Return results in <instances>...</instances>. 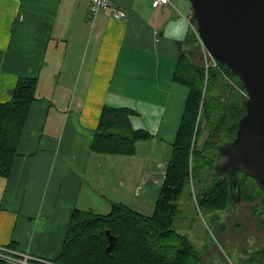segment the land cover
I'll list each match as a JSON object with an SVG mask.
<instances>
[{
	"label": "crops",
	"instance_id": "0c3cea01",
	"mask_svg": "<svg viewBox=\"0 0 264 264\" xmlns=\"http://www.w3.org/2000/svg\"><path fill=\"white\" fill-rule=\"evenodd\" d=\"M90 2L0 0V101L20 76L38 78L12 174H0V243L47 258L74 208L156 203L190 90L174 79L181 46L193 47L186 0H113L127 16L107 10L94 25ZM104 105L134 109L153 137L134 155L92 151Z\"/></svg>",
	"mask_w": 264,
	"mask_h": 264
},
{
	"label": "trees",
	"instance_id": "16d2710c",
	"mask_svg": "<svg viewBox=\"0 0 264 264\" xmlns=\"http://www.w3.org/2000/svg\"><path fill=\"white\" fill-rule=\"evenodd\" d=\"M193 21L196 23L195 16ZM184 41L196 49L181 46L174 79L190 90L153 214H144L114 200L108 213L74 208L63 246L53 258L60 264H210L185 234L174 229L177 200L194 176L197 161L200 168L210 171L213 177L212 184L201 192L198 203L208 211L225 210L232 203L230 183L215 173L213 165L219 144L236 135L238 120L246 111L247 96L243 93L242 81L226 65L218 61L216 66L206 70L201 63V52L197 55L199 43L194 32ZM226 75L233 79V84ZM37 86L36 76H20L11 98L0 101V174L6 178L12 174L19 156ZM135 113L130 107L104 105L91 150L134 155L139 141L153 137L150 131L133 126L131 117ZM203 115L208 133L199 143ZM240 176L241 196L247 202L262 197L261 208L257 203L252 210L264 215V191L251 176L245 173ZM107 230L116 238L110 252L107 251ZM245 262L264 264V246Z\"/></svg>",
	"mask_w": 264,
	"mask_h": 264
},
{
	"label": "water",
	"instance_id": "95a60500",
	"mask_svg": "<svg viewBox=\"0 0 264 264\" xmlns=\"http://www.w3.org/2000/svg\"><path fill=\"white\" fill-rule=\"evenodd\" d=\"M200 38L212 56L242 81L245 113L235 137L218 146L213 169L241 196V176H251L264 191V0H189ZM112 251L115 236L107 230Z\"/></svg>",
	"mask_w": 264,
	"mask_h": 264
},
{
	"label": "rangeland",
	"instance_id": "374dc122",
	"mask_svg": "<svg viewBox=\"0 0 264 264\" xmlns=\"http://www.w3.org/2000/svg\"><path fill=\"white\" fill-rule=\"evenodd\" d=\"M186 2L192 7L189 0H186ZM198 43L197 55L201 52V63L204 67H206L207 63L209 65L208 69L216 66L218 61L209 53L205 59L202 58L204 46L199 38ZM193 48L196 49L194 46ZM226 78L233 84L234 81L231 77L226 75ZM200 129L199 143L205 139L208 133L204 115ZM194 165V176L185 184L182 194L177 200L178 213L173 224L174 229L179 233L185 234L194 244L197 251L204 257L206 256L208 261L213 262V264H245L247 258L243 248L247 246L253 251L257 247V244L252 242L254 238L246 235V229L248 228L251 233L256 232V235L261 234L264 238V229H261L263 224L262 226L258 224L262 214L254 212L253 208L250 207L251 204L258 200L256 199L251 204H247L243 198L239 208L238 204L230 203L225 210L208 211L203 205L198 203V198L201 192L212 184L213 177L210 175V171L200 168V164L197 161L194 162ZM154 201L156 202V199ZM95 202L97 205H94ZM242 203L244 204L242 205ZM131 204L135 208H137V205L140 206L142 208V210L139 209L141 212L151 215L154 212L156 203L152 201L150 203L135 202ZM90 206H93V210L101 212V208H98L100 205L97 200ZM143 207H146L145 210ZM248 241H250L251 245Z\"/></svg>",
	"mask_w": 264,
	"mask_h": 264
},
{
	"label": "built area",
	"instance_id": "2783aa9c",
	"mask_svg": "<svg viewBox=\"0 0 264 264\" xmlns=\"http://www.w3.org/2000/svg\"><path fill=\"white\" fill-rule=\"evenodd\" d=\"M153 6L159 7L161 5H170L174 4L173 0H153ZM111 10V15L116 19H123L127 16V12L117 6L113 5V0H91L89 8V20L92 25H94L97 17L104 11ZM193 16H190L191 27L194 32L197 34L198 38L201 40L197 23L193 21ZM202 42V40H201ZM203 44V53L202 58L208 55H212L210 51ZM205 53V54H204ZM213 57V56H212ZM208 63L206 64V69H208ZM243 93L247 96L246 90ZM0 264H60L53 258H47L44 256L33 254L29 251H23L17 249L10 244H1L0 243Z\"/></svg>",
	"mask_w": 264,
	"mask_h": 264
},
{
	"label": "flooded vegetation",
	"instance_id": "af4514ba",
	"mask_svg": "<svg viewBox=\"0 0 264 264\" xmlns=\"http://www.w3.org/2000/svg\"><path fill=\"white\" fill-rule=\"evenodd\" d=\"M243 199V197L242 196H240V198L238 199V200H234V198H233V201H232V203L233 204H238V208L240 207V203H241V200ZM261 199H262V197L260 198V199H257L258 201L256 202L255 201V203H253V204H251V202H247V204H251V206L250 207H253L255 204H259V208H261ZM244 203H242V205H243ZM241 207H243V206H241ZM264 209V208H263ZM259 214V213H258ZM258 216V215H257ZM258 224H260L261 226H262V224H263V226H262V228L261 229H264V215H261L260 216V220H258ZM245 233H246V235L247 236H250L251 238H254V240L252 241L254 244H257V247L252 251L249 247H244L243 248V251L245 252V257L247 258V259H249L250 257H251V254L255 251V250H258L259 248H261L262 246H263V241H264V238L262 237V235L260 234V235H256V232H253V233H251L250 231H248V228L246 229V231H245ZM248 243H250V241H248ZM250 245H251V243H250ZM251 252V253H250ZM248 254V255H247ZM203 256V255H202ZM204 257V256H203ZM205 259H207V257L205 256L204 257ZM246 259V260H247ZM207 262H209L210 264H213V262H211V261H208V259H207ZM250 263V262H249ZM250 264H252V263H250Z\"/></svg>",
	"mask_w": 264,
	"mask_h": 264
}]
</instances>
